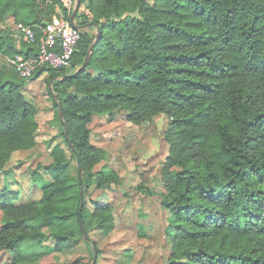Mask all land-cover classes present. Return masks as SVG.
Wrapping results in <instances>:
<instances>
[{"label":"trees","instance_id":"16d2710c","mask_svg":"<svg viewBox=\"0 0 264 264\" xmlns=\"http://www.w3.org/2000/svg\"><path fill=\"white\" fill-rule=\"evenodd\" d=\"M82 4L75 18L81 25L75 69L47 68L63 130L46 141L51 159L31 168L41 196L20 202L7 186L0 194V263H35L39 253L22 248L28 242L51 240L54 251L67 250L77 238L74 219L81 229L83 193L85 226L89 216L100 229L113 225L111 203L93 199L88 206L92 181L103 186L116 179L112 170H95L108 152L91 142L89 125L96 114L125 112L135 125L159 113L168 117L170 149L161 168L168 264H264V0ZM57 8L72 17L64 0H0V24L13 16L33 25L38 36L34 44L22 37L18 47L3 29L0 54H35L38 24ZM89 27L97 30L94 36ZM23 87L24 81L0 70V170L17 151L37 145V110Z\"/></svg>","mask_w":264,"mask_h":264},{"label":"rangeland","instance_id":"374dc122","mask_svg":"<svg viewBox=\"0 0 264 264\" xmlns=\"http://www.w3.org/2000/svg\"><path fill=\"white\" fill-rule=\"evenodd\" d=\"M8 24H0V32L6 29L14 33L15 30ZM85 30L89 36L97 33L90 27ZM2 58L6 57L0 54V63ZM8 62L12 64L10 60ZM74 69V66H69L64 71L70 73ZM48 74L46 69L39 76L21 79L15 73L20 81H24L23 90L36 106L39 123L36 147L17 151L5 165L6 171L0 170V194L7 186L10 191L19 193L17 201L20 202L41 196L40 188L31 179V168H35L41 160L51 159L46 141L63 130L46 79ZM60 78L54 77L52 81ZM167 124L168 117L164 113L155 115L150 122L142 125L129 122L125 112H117L114 117L108 113L94 116L89 125L91 142L108 152L107 159L98 163L95 170H112L116 179L103 186L92 181L87 191L88 206L92 207L93 199L111 203L113 225L100 229L95 218L87 217L86 227L90 237L87 240L74 219L77 238L64 252L54 251L51 240L42 245L34 242L22 244L25 251L39 253L33 264H93L96 253V264H168L171 252L166 233L169 212L162 205L164 187L161 174L162 163L170 149L165 140ZM58 139H62L60 135ZM63 146L70 156L69 146L66 143ZM71 172L75 176L78 174L75 159H72ZM3 217L0 210V226L4 222Z\"/></svg>","mask_w":264,"mask_h":264},{"label":"built area","instance_id":"2783aa9c","mask_svg":"<svg viewBox=\"0 0 264 264\" xmlns=\"http://www.w3.org/2000/svg\"><path fill=\"white\" fill-rule=\"evenodd\" d=\"M64 2L70 15L77 0H64ZM14 27L28 43H37L38 36L33 25L16 21ZM38 27L41 30L38 51L30 56L18 54L11 59L16 73L22 79L34 77L43 68L60 70L72 66V60L81 39V30L73 25L70 17L62 15L61 11L54 14L50 20L39 24Z\"/></svg>","mask_w":264,"mask_h":264},{"label":"water","instance_id":"95a60500","mask_svg":"<svg viewBox=\"0 0 264 264\" xmlns=\"http://www.w3.org/2000/svg\"><path fill=\"white\" fill-rule=\"evenodd\" d=\"M81 4H82V0H77V4H76V6H75V8L73 10L72 17H71L73 25L76 26V27H78L79 29H81V25L78 24L75 21V18H76V15H77V13L79 12V10L81 8ZM96 42H97V39L91 45L90 50H89V53H91L93 51V49H94V47L96 45ZM88 58H89V55H88V57L86 59V62L84 63V66L87 63ZM50 86H51V84H50ZM60 115H61V117L63 116V112H62L61 107H60ZM65 130H66V136H67V138L69 140L70 138H69V135H68V131H67L66 125H65ZM80 169L82 170V166L81 165H80ZM84 203H85V197H84V193H83L82 200H81V204H80V208H79V220H80V226H81V229L83 231V234H84L85 238L87 240H89L90 237H89V234H88V231L86 229L85 222H84V219H83V207H84ZM96 262H97V253H96V255H95L94 259H93V264H96Z\"/></svg>","mask_w":264,"mask_h":264},{"label":"crops","instance_id":"0c3cea01","mask_svg":"<svg viewBox=\"0 0 264 264\" xmlns=\"http://www.w3.org/2000/svg\"><path fill=\"white\" fill-rule=\"evenodd\" d=\"M50 1V0H49ZM57 11H60V8H57ZM17 20L13 17V16H9L7 19H6V24H8L9 26L11 25V27L13 28V30H15V32L13 33L12 32V36H14V38L16 39V42H17V45L18 47L21 46V38L23 37L22 35H20L17 30L15 29L14 27V24ZM4 22V23H5ZM39 25V24H38ZM10 32V31H9ZM20 36V37H19ZM5 57V56H4ZM8 60L11 61V59L9 58H2L1 60V63H0V70H3V73L5 76H10V77H13L15 75V70L13 69V66L11 63L8 62ZM48 76V75H46Z\"/></svg>","mask_w":264,"mask_h":264}]
</instances>
